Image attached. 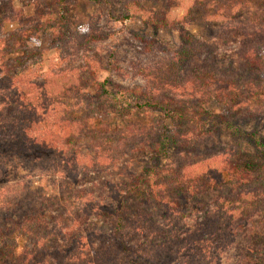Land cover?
Returning <instances> with one entry per match:
<instances>
[{"label": "trees", "instance_id": "1", "mask_svg": "<svg viewBox=\"0 0 264 264\" xmlns=\"http://www.w3.org/2000/svg\"><path fill=\"white\" fill-rule=\"evenodd\" d=\"M64 1L53 0L58 7ZM163 1L159 21L174 27L178 22L168 16L180 0ZM189 5L186 15L202 27L221 25L212 57L200 58L196 53L209 47L180 31L182 46L166 48L157 76L141 69L144 79L156 81L146 92L94 82L91 95V81L79 72L44 74L41 57L24 66L15 55L26 54L24 39L38 38L52 14L36 16L38 26L13 33L11 42L0 40V156L51 163L58 173L55 194L37 202L21 195L0 212V264H172L177 258L181 264H222L230 249L240 264H264V137L239 126L264 118V0ZM53 31L56 40L66 38ZM77 36L80 44L98 40L87 32ZM229 46L235 48L231 55L224 49ZM106 100L114 105L110 113L98 108ZM212 102L224 114L209 131L204 106ZM131 106L146 122L115 124L111 113L124 118ZM113 133L126 135L118 151L149 140L148 166L109 186L114 203L95 198L85 184L68 188L107 165L106 155L87 161L79 153L84 144L97 150L94 144ZM224 134L247 142L256 156L210 146L214 135ZM169 153L186 158L160 166Z\"/></svg>", "mask_w": 264, "mask_h": 264}, {"label": "rangeland", "instance_id": "2", "mask_svg": "<svg viewBox=\"0 0 264 264\" xmlns=\"http://www.w3.org/2000/svg\"><path fill=\"white\" fill-rule=\"evenodd\" d=\"M53 3V0H0V40L11 42L13 33L38 26L39 23L34 22L36 16L52 14L53 22L46 25L38 38L24 39L22 51L27 50L26 54L15 56L23 61L24 66L31 67L41 57L44 74L58 70L79 72L91 81L86 88L91 95L98 88L94 82L108 88L119 85L126 89L141 87L144 92L148 88L154 90L156 81L152 79L153 83L144 79L141 69L148 70L149 76H157V73H160L158 64L169 54L165 52L166 48L171 49L172 52L173 49L182 46L180 31L196 36L209 47L196 53L203 59L212 57L209 50L214 47V38L221 34V25L204 28L195 21L196 16L186 15L190 6L189 0L174 3L175 6L172 7L168 17L178 23L171 28H164L159 21L165 8L163 0H66L59 7ZM124 16L127 18H123ZM54 28L59 29L66 38L61 41L56 40L53 36ZM79 32L95 34L94 39L98 40L80 44L77 36ZM151 40L157 41V44H148ZM224 49L228 55H231V51L235 48L229 46ZM218 65L220 66L221 63ZM98 108L102 113H110L114 105L106 100L99 104ZM204 108L208 112L206 129L211 131L214 128L213 122L219 120L218 116L224 114V109L216 102ZM263 112L264 108L260 114ZM124 116L122 118L114 113L110 115L115 124L122 126L127 120L146 122L142 115L135 113L132 106L124 111ZM239 126L246 133L257 132L264 137V118L248 121L245 124L240 123ZM124 137L126 135L121 136L119 133L108 135L106 137L108 139L99 140L94 144L98 146L97 150H90L84 144L79 157H85L84 160L87 161L93 159L96 161L99 158L97 153L106 155L105 162H102L107 165L101 168V171L81 175L77 181L67 187L73 189L77 185L85 184L88 190L94 193L95 198L105 203H114V199L111 198L112 193L108 191L109 186L129 180L132 174L140 173L149 163L147 161L149 140L145 138L134 140L129 142L126 151H118L119 144L125 145L122 140ZM214 145L233 147L238 154L246 152L256 156L253 147L247 142L234 140L227 134L214 135L210 146L215 147ZM206 156L202 155L200 158ZM182 157L186 158V154H170L158 164L160 166L178 164ZM113 158L116 160L111 163ZM49 164L25 163L20 159L8 161L0 156V175L3 174V177L0 176L2 177L0 178V212L8 203L20 198L21 195L28 194L30 202H37L41 196L49 197L55 194L56 186L53 182L58 173L52 172L53 165ZM182 204L185 206L187 200H182ZM194 219L195 217L192 216L189 222L192 223ZM237 256V251L228 250L222 256V264H240L236 259ZM172 264H181V262L177 258Z\"/></svg>", "mask_w": 264, "mask_h": 264}]
</instances>
